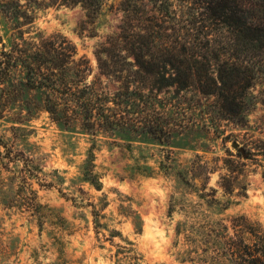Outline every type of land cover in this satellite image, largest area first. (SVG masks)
I'll list each match as a JSON object with an SVG mask.
<instances>
[{"label": "rangeland", "instance_id": "rangeland-1", "mask_svg": "<svg viewBox=\"0 0 264 264\" xmlns=\"http://www.w3.org/2000/svg\"><path fill=\"white\" fill-rule=\"evenodd\" d=\"M118 1H105L94 37L78 30L79 8H36L32 27L64 36L93 75ZM11 28L1 21L6 48ZM255 70L244 119L223 120L202 101L167 142L91 135L46 113L18 122L21 106H10L0 119V264H234L221 225L244 216L264 230V60Z\"/></svg>", "mask_w": 264, "mask_h": 264}, {"label": "trees", "instance_id": "trees-1", "mask_svg": "<svg viewBox=\"0 0 264 264\" xmlns=\"http://www.w3.org/2000/svg\"><path fill=\"white\" fill-rule=\"evenodd\" d=\"M105 1L0 0V25L14 33L8 48L0 37V119L20 105L18 122L46 113L87 134L159 142L185 128L202 101L223 120L244 119L255 65L264 60V0H119L115 30L93 52V75L64 36L33 30L36 8H79L78 30L94 37ZM221 227L234 264H264L259 224L237 216Z\"/></svg>", "mask_w": 264, "mask_h": 264}, {"label": "water", "instance_id": "water-1", "mask_svg": "<svg viewBox=\"0 0 264 264\" xmlns=\"http://www.w3.org/2000/svg\"><path fill=\"white\" fill-rule=\"evenodd\" d=\"M233 147H236V144H234V146Z\"/></svg>", "mask_w": 264, "mask_h": 264}]
</instances>
